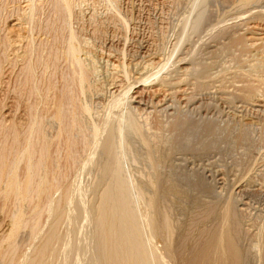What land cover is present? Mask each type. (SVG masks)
<instances>
[{
	"label": "bare ground",
	"instance_id": "1",
	"mask_svg": "<svg viewBox=\"0 0 264 264\" xmlns=\"http://www.w3.org/2000/svg\"><path fill=\"white\" fill-rule=\"evenodd\" d=\"M226 1L231 2L233 7L235 4L239 13L237 16H240L241 13L249 14L253 9L250 10L251 6L261 0ZM208 2L209 0H190L184 20L182 18L181 34L173 54L171 50V54L169 53L171 56L165 57V60L162 58V62L150 68L151 72L149 70L146 75L139 73L138 78L134 77L133 80L132 77L133 81L124 87L122 82L130 79V73L128 74L125 68L117 70L121 73V81H118L121 83L118 86L121 90H117L115 97L112 95L111 97L114 98L109 101V104H105L108 106L104 114L105 106L102 108L94 102L91 98L93 95L91 93L94 91L91 89L101 93L105 86L101 84L95 85L97 88L92 86L88 81L89 67L84 65L80 56L83 43L74 25L79 19V14L75 11L76 0H0V88L6 92L3 93V97L7 96L12 102L10 106H7L9 104H6L4 100H2L4 103L0 102V210L5 211V217L8 215L7 220L9 218L8 229L0 233V264H69L70 256H74L78 264H264V216H261L264 212L254 216L251 221L250 218L251 224L247 223L248 226H246L249 215V210L245 209L247 202L242 201L241 206L237 204L241 194L248 195L253 183L264 185V169L259 170L260 168L257 167L260 172L258 173L257 170V174L255 171L254 174L246 172L245 169L241 175L239 172L242 177L240 181L244 178L241 182L246 180L247 184L251 185L249 191L246 189L247 186L245 188L243 185L236 191L237 194L234 191H228L226 195L216 192L215 184L212 185V182L209 185L211 179L206 181L209 182L207 184L206 177L203 180L201 175H194L195 183H192L195 184V189L198 192H204L202 194H205L208 200L201 198V201L196 200L195 215L189 218L190 222L189 220L188 223L185 222L187 224H184V227L182 222L181 225L174 223L169 204H166V201H160L161 197L168 194V190L174 191L173 189L171 191L174 181L173 183L169 181L173 184L172 186L168 178L167 182L165 181L166 185L165 182L161 183L163 176L160 177L158 167L163 156L158 155L162 156L161 160L158 159V156L154 155L157 151H153L151 147L154 140L157 142L153 147L154 149L157 147L158 141L165 136L164 133L169 135L171 141L168 140L172 144L186 141L185 146L188 151L200 144H209L211 149H219L220 142L228 143L238 140L250 143V134L246 130L248 123L240 126L237 123L238 130L232 132L231 128L235 126V123L229 116L227 117L234 123L233 126L224 117L223 121L221 119L216 121L210 117L196 119L191 115V112L195 113V110L200 109L203 104L195 101V95L208 88L206 80H202V77H206L205 74H207L206 66L201 63L196 64V67L194 64L196 62H192V55L187 51L185 56L173 58L183 42L190 36L189 32L196 31L206 19L205 5L207 6ZM259 10L255 14L264 20V12H262L264 10ZM256 11L251 13L254 14ZM11 17L15 20L14 27L7 28L6 34L1 35L4 23ZM212 29L209 27L206 31L209 33ZM242 41V38L235 37L231 42L242 46ZM259 41H262V37ZM193 45L195 44H192L190 49ZM195 50L197 49H194L193 53ZM181 61L186 63L190 61L191 68L186 66L185 75L180 80L174 81L172 79L174 76L172 77L171 74L177 72L176 65L178 66ZM238 73L234 72L233 78H239L241 72L237 75ZM189 76H191L190 84L193 85L194 90L190 93L180 86L185 81L190 82ZM256 79L260 84L262 83V86L264 85L263 74H259ZM244 81L247 83L246 80ZM153 83L161 85L162 88L166 87L163 93L161 92L163 98H156L160 96L159 88V92L156 88L149 90L150 92L145 89ZM253 85L248 83L245 87H235L236 89L233 87L232 90L228 87L229 91H222L219 85L220 89L216 87L215 91L221 90L223 99H228V103L231 104L234 98L247 100L246 98L258 92L257 86ZM246 91L249 96L245 93ZM89 92H91L90 96ZM179 93L185 97L182 96L186 106L193 111L182 110V106L180 108V100L176 98ZM111 94L113 93L110 91ZM215 94L218 93L215 92ZM146 97L149 102L145 104L143 101H146ZM167 98H169L168 103L165 101ZM185 103L182 104L185 105ZM98 106L102 109L99 110ZM257 110L259 112L261 109ZM240 117L239 119L242 118ZM149 132L151 138H148ZM187 137H192V141H187ZM134 142L140 145V147L138 145L139 149L143 147L145 156L141 155V157L145 158L146 166L150 169V172L146 173L147 178L145 177L147 182L145 181L143 185L139 184L143 183L140 179L136 178L140 180L138 183L133 178L134 174L131 173L134 172H130L129 168V162L131 164L132 159L130 154L132 152L131 155L135 154L136 148L138 156L141 154V151L138 152L137 145L134 148ZM213 149L212 152H214ZM125 151L130 153L128 154L131 159L128 156V164L125 162V156L128 155L124 154ZM246 153L248 152L246 151L245 155ZM167 154L169 156V153ZM91 166H93L91 171L86 170ZM211 167H213L212 163ZM220 168L218 170L222 173ZM214 169L212 171L210 169L209 172H213ZM85 171L93 176V180L89 184L82 185L80 180ZM198 172L202 173V171ZM190 173L188 177H193V173L191 176ZM225 174L227 175L228 171ZM228 175V177L231 176ZM235 175L231 176V180ZM185 176L186 174L183 177ZM187 178L184 179L187 180ZM219 179L215 181L219 182ZM227 182L225 183L228 184ZM232 182L229 183L232 184ZM238 182L231 186L235 187ZM258 185L253 186V190L258 188L263 193L264 188L261 186L262 191L259 189L260 184ZM175 186L177 188V185H174V189ZM234 187L231 190H234ZM258 190H254V194ZM261 192H258L260 196ZM172 195L169 193L166 199ZM87 196H90V199H87ZM219 197H223L222 202L218 200ZM83 223L91 229L90 235L87 233L88 240L79 236L80 232L77 233L78 235L74 233L75 227L77 226L78 230ZM80 228L79 231H81ZM22 230L26 231L25 239L30 246L32 245V248L28 245V249L25 246L27 250L31 248L30 251L23 249V245L21 246L20 241L18 242ZM177 230L178 233H176ZM249 236L253 238V241L248 239ZM84 240L87 244H84ZM74 243L78 244L77 249L79 246L81 249L77 254H75L76 249L73 248ZM88 244L89 249L84 254V247Z\"/></svg>",
	"mask_w": 264,
	"mask_h": 264
},
{
	"label": "rangeland",
	"instance_id": "2",
	"mask_svg": "<svg viewBox=\"0 0 264 264\" xmlns=\"http://www.w3.org/2000/svg\"><path fill=\"white\" fill-rule=\"evenodd\" d=\"M261 1H259V3H257L256 5H252L254 7H256L258 5L256 8L251 6L250 10L253 8L251 10L252 13H253V11H256V9H258V10L260 9L259 11L264 10V0L262 2ZM189 2H190V0H82V1L76 0L75 11L79 14L78 15L79 19L76 23L77 25L76 24H74V25L77 27V32H78V34L82 40L81 43H83L81 47L84 50L81 48L83 51V54H81L82 53V51H81L80 56H81L82 60L84 61L83 62L84 65H86L87 68L89 67L88 68L89 69L88 81L92 84L93 87L95 85L98 86L100 84L105 86V89H103L101 91V93L95 92V90H93V88L91 90L94 92L91 93L92 92L91 91L88 93L89 96H90V93L93 94L91 98L94 100L95 103H97L98 105H100L103 108V106H105V104H109V101H111L115 97L114 94L118 93V91L121 90V89H119L120 87H118L121 84V83H119L121 81V76H120L121 73L117 70H119V69L121 70V68H125L126 72L128 71V74L130 73L129 74L130 79L126 81L127 83L122 82V84H124V87H126L128 84H130V82H132L135 79L134 77H136V78L139 77V75H140L139 73H145V75H146V72L147 73L151 72V69L154 66H156L158 63L165 60V57L168 58V56H171L170 55L171 50H172L171 52L173 54L174 47L176 46V43L180 38L181 26H182V22L185 18V12L188 10ZM230 3L231 2H229V1L225 2V0H224V2H223V0H209V2L206 3L207 6L205 5V9H206L205 18L206 19L203 21L201 26L196 31H190L189 32L190 33L189 34L190 36H188L189 39L187 38L183 42V45L180 47L179 51H177L176 56H173V58H175V59H177L179 57L181 58V57H183V55L185 56V53L190 52V54L192 55V58H193L192 62H196V63H194L196 67H197L196 64H201V63H202L201 65L206 66L205 69L207 71V74H205L206 77H204V76H203L204 78L202 77V80H206V82L208 83V88L206 90H202L201 92H199L195 95V97H196L195 101H200L203 104H201L200 109L195 110V113L191 112V115L196 119H198V117L203 118V119L210 117L216 121L217 120L220 121V119H221V121H223V117L227 118L225 120H229V117H231L230 118L231 121H233L235 123L234 124L229 120L231 122L230 123L231 125L232 124L235 125V126L232 125L233 126L231 128L233 130L232 132H235L238 130V128H237L238 125H236L237 123H239V126L242 125L243 123H248L246 130H248L247 133L249 132V134H250L249 135L250 143L248 141H246V142L242 141L241 142L238 140L237 141L235 140V142L229 141L228 143L231 142L230 144H228L227 141L225 143L220 142L221 143L219 145L220 148L219 149H217V148L213 149L212 148L214 150V152H212V149L209 147L210 146L209 144H204V145L200 144V146L198 145L197 147H194L193 150L190 149V151H188V148L185 146L186 141L181 142V143H177V144H172V142H170L171 140H170L169 135H167L166 133H164L165 136L163 134V136H164V137L162 136L163 139L159 140L157 143L156 148L158 150L156 148L154 149V147H153V146H155L157 141L154 140V142H155L154 143L151 140V142H153V143H151L152 144L151 147L153 149L152 148L151 149L153 151H155V150L157 151V152L155 151L157 154H154V155L158 156V155L162 154V156H163V159H162V161L159 162L160 164L158 167V169H160L159 170L160 177L163 176V177H161V183H163L165 181L167 182V180L169 179L168 182L170 181L173 183V181H174V185H177V188L175 186V189H176L175 190L173 187L174 185L169 182L170 185L171 184L173 185V186L171 185L172 188L170 187L171 191L173 189L176 192L173 193L174 191L169 192L170 190H168V192H167L168 194H166V195L168 196L169 193H170V195L171 194H173V195L167 197V199H166V195H165V197L164 196L161 197L160 201L162 202V200H163L164 202L166 201V204H169L170 207L169 206L168 207H169L170 212H171L172 220L175 221L174 223H180V225L182 222V227H184V224H187L188 222H190L191 219H189V218H191V216L194 217L195 212L197 210L196 200L197 199L200 201H201V199L202 200L203 199L208 200L207 199L208 197L206 196L207 197L206 198L205 194H202L204 192L199 191L200 192L199 193L197 191V189H195L196 186H195V184H193V183H195V180H193V178L194 177L196 178L197 174L201 175L203 180H204V177H206L207 179L205 178L206 179L205 182L209 181L211 179L209 181L210 184H209V182L208 183L206 182V183L211 185V182H212V185L215 184L214 187H215L216 192L220 193L221 195H226V194H228V191H234V193H235L243 185H244L243 187H245V188L247 186V188H246L247 190L250 188L251 185L247 184L248 182L246 180L243 183L241 182L244 180V178H243V180L240 181V179H242V177H240V175L242 174V171L244 173V169L246 172H251V174H254L258 170L257 167L260 168L259 170L264 169L263 168V166H264V142H263L264 141V112H263L264 106L263 105L264 104H261V103H264V101H263L264 100V94H263L264 93V91H263L264 85L262 86V83L260 84L259 81H257V79H256V78H258L259 74L264 75V37L262 36V35H264V33H263L264 32V20H262L260 17H257L256 14H257L258 10L256 12H254V14L249 12V14L251 13L252 16H251V14L249 15L248 12L245 14L241 13L240 16H237L239 13L236 10L235 4L233 7V4H230ZM262 12H264V11H262ZM182 18H183V20H182ZM14 23H15V20H13L12 17L7 19V21L4 23V26L2 29L3 31H1L2 32L1 35L6 32L5 30L7 28L10 29V28L14 27ZM245 25L247 26V29H246ZM256 25H257V27H256ZM209 27L213 28V29L208 33L206 30H208ZM254 31H256V32H254ZM234 36L240 37L243 39V41H242L243 45L242 46L241 45H235L231 42L232 38H235ZM260 37H262V41H259ZM196 41H197V44H196ZM192 44H195V45H193V47L190 49ZM196 45H198V46H196ZM245 45H246V47H245ZM194 46H196V47L194 48ZM250 47H252V48H250ZM188 48L190 51L188 50ZM193 48L197 49L194 52L195 54L193 53V51H194ZM247 50H248V52H247ZM162 58H163V60H162ZM182 62L183 61L179 62L178 66L176 65V68L178 67L176 69L177 72L171 74L172 77L174 76L172 78L174 81L180 80L181 77H183V75H185V73L187 72L185 68H187V67L191 68V64H190L191 62L190 61H189V63H186V62L182 63ZM115 63H117V64H115ZM115 66H117V67H115ZM235 69H236V71H235ZM237 71H239V73L241 72L239 78L235 77V76H234L235 78H233L234 72L238 73ZM239 73L237 75H239ZM249 74H251V75H249ZM132 77H133V80H132ZM188 78H190V79H188L190 82L185 81V83L180 84V86L182 88H184L186 90V92L187 91L189 93L194 92L193 85L190 84L192 82L191 76H189ZM241 78H243V79H241ZM253 78H254V80H253ZM111 80L113 81V83ZM208 80H209V82H208ZM244 80H246L247 83H245ZM219 82H222V83L220 84ZM248 83L250 85H252V84L256 85L257 89H259L258 92H255V94L253 96L250 95L251 97L246 98L247 100H245V99L243 100L241 98H239V99L234 98V99H232L233 102H230L231 100L229 101L231 104L228 103V99L227 100L223 99L224 95H223V93L221 94V90L219 91L220 94H219L218 90L215 91L216 87L218 88L219 85L222 87L221 88L222 91L223 90L229 91V88L232 90L233 87H234V89L239 88V87L241 88L243 86L245 87V85H247ZM155 85L156 84H154V83L150 84V85L146 86L145 89L148 91L149 90L151 91V90H154V88H156V90L158 92L160 90V96L159 97L157 96L156 98H158V99L163 98L164 96H161V94L163 93L162 91H164V89H166V87L162 88V87H160L161 85L160 86L159 85L155 86ZM96 86H95V88H97ZM108 88H110V89H108ZM158 88H159V90H158ZM187 88H189V89H187ZM1 89L2 88H0V100H1L0 102H2V100H4L6 104H9L7 106H10L12 104V102L9 100H11V99L7 98V96L3 97V95L6 92H3L4 90L3 89L1 90ZM218 89H220V88H218ZM246 89L247 88H245V90ZM110 91L113 94L110 95ZM215 92H217L218 94H215ZM1 93H2V95H1ZM11 93H13L12 90H11ZM245 93L248 95L247 91ZM179 94L176 95L177 97L176 96L175 97L178 98V100H180V102H179L180 108L183 107L182 110L190 109L188 111H193V110H191L190 107L186 106L185 100L183 99L185 97L182 94H180V97H179ZM112 95L114 96L113 98L111 97ZM182 96H183V98H182ZM217 96H218V98H216ZM4 98H6L8 101ZM168 100H169V98H167L165 101L167 102ZM9 102H11V103H9ZM147 102H149V99H147V97H146V101L144 100L143 103L146 104ZM2 103H4V102H2ZM182 103L183 104L185 103V105H183ZM253 103H254V105L252 106ZM255 103L258 105H256ZM170 104H171V102H170ZM189 105H191V104H189ZM107 106L108 105H106L103 109L104 114L107 111ZM101 107H99V110L102 109ZM258 108H259V110L261 109L260 111H262V112H260V111L258 112V110H257ZM3 109L5 110V108H3ZM4 110H2V111H4ZM240 115L242 118L240 117ZM227 116H229V117H227ZM239 117L242 120L239 119ZM249 122H251V123H249ZM148 135H149L148 138H151L150 132L148 133ZM167 140H168V142H167ZM187 141H192V137H187ZM252 141H254V142L252 143ZM243 142H244V145H243ZM236 143H237V145H236ZM248 143H249V145H247ZM255 144L256 145L258 144L257 147ZM134 145H135V147L134 146H132V147L136 148V145L138 147L139 144L138 143L136 144V142H134ZM201 145H203V146H201ZM205 146H208L209 148L205 147ZM139 147H140V145H139ZM139 147H138V149H139ZM134 148H133V150H134ZM170 148H171V150H170ZM206 148H208L207 150H211V151H207ZM136 150H137V148L135 149V151ZM142 150L144 151L143 147H141V149L138 150V152L141 151L140 152L141 154L139 156H138L137 151L136 152L134 151L135 154H133L134 156H136V158L138 157V159H140V160L136 159L133 155H131L133 153L131 150L130 151L132 153L131 154L129 152L128 153L130 154L132 159L130 158L129 154L126 153V151L124 152V154H126V155L128 154L127 157L125 156L126 164H128V162H129L128 160L131 159L130 160L131 164L129 162V165H130L129 168H130V172H134V173H131V174H134V175H132L133 178L134 179H136V178L140 179L141 181L140 180L139 181L143 182V183H139L138 179H136V180L141 185H143L147 182V180H145L147 178L146 173L150 172V169L148 168V166H146L147 164L145 162V158L141 157V155L145 156V153ZM246 151L250 154L246 153V155H245ZM142 152L144 153V155ZM155 152H153V153H155ZM158 152H159V154H158ZM167 153H169V156ZM217 153H219V155ZM204 154H206V155H204ZM260 154H262V155H260ZM258 155H259V157H258ZM128 156H129V159H128ZM161 157L158 156L157 158L160 159ZM141 158H143V159H141ZM255 158H256V160H255ZM138 161H140V162H138ZM161 162H162V164H161ZM211 163H212L213 167H211ZM239 163H241V164H239ZM243 164H244V166H243ZM183 165H186V166H183ZM219 165L222 168H220ZM224 165H227V166H224ZM126 166L128 167V165H126ZM177 167H179V168H177ZM189 167L193 170H191ZM209 167H210L211 171L214 169V167H215V169L218 167V168H220V170L222 169V171H221L222 173H220V171L217 168L216 170L214 169V171H213L215 173V175H214L213 172H211V171L209 172V170H210ZM223 167L225 168V170ZM251 167H252V169H251ZM187 168H188V170H187ZM92 169H93V166H91L90 168H87L86 170L91 171ZM248 169H250V170L247 171ZM254 169H256V170H254ZM194 170H197V171H194ZM205 170H207V171L203 172ZM226 170L228 171V174H230L231 176L235 175L234 173H238L237 174L238 176L235 175V177L236 176L238 177L239 182H238L237 177H236V180H235V177H233L232 180L234 182H232L231 176L228 177L229 175L227 174L228 175L227 176L225 174V173H227ZM259 170L257 171L258 173H260ZM198 171H202V173L200 172L201 174H199ZM223 171L224 172L226 171V172L224 173ZM189 172L193 173L192 174L193 177H188ZM196 172H198V173H196ZM229 172H231V173H229ZM239 172H240V175H239ZM257 172L255 174H257ZM141 173H143L145 175H142ZM172 173H174V174H172ZM184 173L186 174V176H185L186 178L188 177V178H190L189 180L192 179L193 181L191 180V182H190L187 178L188 182H185L187 180L184 179L185 177H183L185 175ZM191 173H190V176H191ZM217 173L218 174L220 173L219 175L222 178L219 175H217ZM205 174H206V176H205ZM224 174L229 179H227L224 176ZM194 175H196V176H194ZM208 175H209V177H208ZM164 177L166 178V180ZM210 177H212V178H210ZM217 177L220 178V179L218 178L220 180L219 182H216V181H218ZM223 177H225V178L223 179ZM162 178H163V181H162ZM212 179L214 181H212ZM91 180H93V176H90L85 171L81 177L80 182L82 183V185H85V184H89L91 182ZM181 181H182V183H181ZM230 181L232 182V184L233 183L235 184L236 182H238L239 185L237 184L235 187L233 185L234 190H231V188L233 189V187L231 186L232 184L229 183ZM166 182H165V185L167 184ZM225 182H227L228 184H226ZM224 183H225V185H224ZM182 184H184V185H182ZM219 184L221 185V187L223 186L222 189H221V187L219 188V186H220ZM258 184H260V188H259L260 190L262 188H264L263 187L264 185H262L261 183H258ZM258 184H257V182L252 184V186H251L252 188H250V191L248 190L249 191L248 195L245 193V194H241L243 197L241 195L239 196V198H241V199L238 200V203H237L238 206L242 205V201H243V203L247 202L245 204V209L249 210V213H248L249 215L247 214L248 219H247L246 224H245L246 226H248L247 223L249 224L250 221L254 219V216L256 217L257 214L259 216L260 213L262 214L264 212V205H262V204H264V202L262 203V201H264L263 200L264 199L263 198L264 192L262 193L257 188L258 192L262 193L260 196V194L258 192H256L254 194V192L257 191L256 188L254 189L255 191L253 190L254 187L259 186ZM190 185H191V187H190ZM216 185H219V186H216ZM261 186H262V188H261ZM183 188H185V189H183ZM191 188H192V190H191ZM223 188H224V190H223ZM228 189H230V190H228ZM177 190L179 191L178 194H177V192H178ZM185 191H187V192H185ZM262 191H263V189H262ZM251 192H252V194H251ZM237 193L238 192H236V194ZM257 193L259 194L258 196L262 198V200H260L261 198H259L256 195ZM179 195H181V196H179ZM253 195L256 197H254ZM86 198L90 199V196H87ZM222 198L223 197H219L218 200L220 202H222L223 201ZM249 198H252V199H249ZM253 198H255V199H253ZM249 201H250V203H249ZM248 203H249V205L247 207ZM250 205H251V207H253V209L251 207H249ZM257 207L262 212H260V210H258ZM255 208H257V209H255ZM7 216L8 215H6V217H5V211L0 210V233L4 232L3 230L6 231L9 227V225H8L9 224V218L7 220ZM261 216H264V215L262 214ZM249 219H250V221H249ZM185 222H187V223H185ZM45 223L47 224V222H45ZM79 225H81V223ZM82 226H81V228L79 226L78 230H77V226H76L75 228H76L77 232L74 231V233L77 234L78 232H80L79 236L88 240L89 236L87 235V233H89L91 230L90 226L87 228V224H85V223H83ZM64 228L65 227L63 226L62 227L63 231H64ZM79 228L81 231H79ZM88 229H89V231H88ZM255 230H256V228H255ZM23 231L24 230H22L20 232L19 236L20 235L22 236L23 234H24V236H22V237L18 236L20 238V239L18 238L19 239L18 242L20 241L19 243H21V246L23 245L22 246L23 249H26L25 246L28 249L29 243L25 239V235H26L25 232L26 231H24V232ZM176 233H178V230L176 231ZM73 235L74 234L72 233V236ZM85 235H87V236H85ZM89 235H90V233H89ZM250 237L251 236H249L248 239L253 241V238H250ZM26 238H27V236H26ZM25 241H27V243ZM90 242H91V240H90ZM74 244H73V246H74L73 248L76 249L75 254H77L78 252L81 251V249H80V246L77 249L78 244H76V243H74ZM84 244H87V241H85ZM30 247L32 248V245ZM31 248L29 250H27V249L26 250L30 251ZM86 248H87V250H86ZM84 249L86 250V251L84 250V254H85V253H87V251L89 249V244H88V246L86 245V247H84ZM68 262H69V264H78V262L74 256H70V259Z\"/></svg>",
	"mask_w": 264,
	"mask_h": 264
}]
</instances>
